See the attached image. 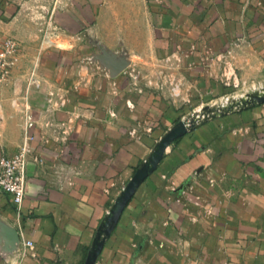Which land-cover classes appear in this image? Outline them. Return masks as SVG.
Segmentation results:
<instances>
[{
    "label": "crops",
    "instance_id": "0c3cea01",
    "mask_svg": "<svg viewBox=\"0 0 264 264\" xmlns=\"http://www.w3.org/2000/svg\"><path fill=\"white\" fill-rule=\"evenodd\" d=\"M123 1L131 7L124 20L144 26L126 27L127 38H142L160 57L204 65L203 98L230 90L219 82L230 68L246 95L264 89V0ZM85 2L98 5L76 6ZM17 7L0 0V38ZM144 49L142 42L130 52ZM39 67V87L21 71L0 85V157L26 139L31 149L21 209L0 191V264H84L103 217L173 119L148 92L98 94L91 104L82 81H53ZM8 227L20 235L14 248ZM96 264H264V102L214 116L177 139Z\"/></svg>",
    "mask_w": 264,
    "mask_h": 264
},
{
    "label": "rangeland",
    "instance_id": "374dc122",
    "mask_svg": "<svg viewBox=\"0 0 264 264\" xmlns=\"http://www.w3.org/2000/svg\"><path fill=\"white\" fill-rule=\"evenodd\" d=\"M15 1L18 7L11 13V18L18 14L17 19L7 31H1L0 38V46L6 38H15L22 45L11 80L15 71H21L27 84H41L34 76L39 64L42 73L46 77L50 75L53 81L64 78L82 81L79 88L84 84L85 96L91 104L98 94L148 92L149 98L155 97L153 101L158 98L164 103L165 120L169 118L170 122L173 119L172 126L182 119L193 120L207 106L215 108L225 95H233L236 99L246 95L241 90L243 85L240 81L238 86H234L237 72L230 68L228 78L223 70L222 81H219L228 83L230 90L211 100L203 98L204 65L192 64L188 56L181 60L175 57L168 59L171 55L160 57L162 55L154 53L152 46L148 47L142 38H127L126 27L133 25L143 30L144 26L124 20L131 7L123 0L116 5H112L115 0H94L98 3L95 7L88 6V2L84 6H76V0ZM136 8L141 11L140 3ZM115 12L120 20H112ZM77 13H84L87 20H78ZM142 42L145 46L142 53L130 52L133 47L139 48ZM61 43L67 49L57 46ZM32 77L36 81H32ZM115 88L119 93L115 94ZM101 103L102 106L106 104L105 101Z\"/></svg>",
    "mask_w": 264,
    "mask_h": 264
},
{
    "label": "water",
    "instance_id": "95a60500",
    "mask_svg": "<svg viewBox=\"0 0 264 264\" xmlns=\"http://www.w3.org/2000/svg\"><path fill=\"white\" fill-rule=\"evenodd\" d=\"M264 102V89L248 93L240 101L231 103L225 107L221 115L234 111L237 107H247ZM205 111H212L209 106ZM215 114L213 115V117ZM196 126L195 120H180L169 128L163 136L156 142L147 158L136 168L130 180L126 183L120 193L117 195L109 211L103 217L92 244L88 250L84 264H96L100 257L106 241L115 230L125 208L128 206L142 183L158 168L163 160L168 148L179 138L187 134L190 129ZM8 243L14 248L20 240L17 229L8 227Z\"/></svg>",
    "mask_w": 264,
    "mask_h": 264
},
{
    "label": "built area",
    "instance_id": "2783aa9c",
    "mask_svg": "<svg viewBox=\"0 0 264 264\" xmlns=\"http://www.w3.org/2000/svg\"><path fill=\"white\" fill-rule=\"evenodd\" d=\"M21 51L22 45L15 38H6L3 41L0 46V85L8 83L12 79V74L18 66ZM227 71L228 69H226L224 73L226 78H228ZM31 80L36 81L33 77ZM29 84L31 85L32 82ZM238 85V81L234 80V86ZM35 86L39 87L40 84L38 83ZM241 99H236L233 95H225L221 98L220 105H217L215 108L211 106L210 108L212 111L204 110L193 120H195L197 125L211 119L214 114L215 116L221 115L225 107ZM238 109H241V106L237 107L235 110ZM32 124V120L30 119L27 126H31ZM30 151L28 139H26L16 153L0 157V191L10 195L13 203L19 209L22 207L26 194V164ZM25 245L30 249L34 248V243L32 241H26Z\"/></svg>",
    "mask_w": 264,
    "mask_h": 264
}]
</instances>
